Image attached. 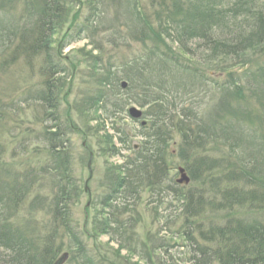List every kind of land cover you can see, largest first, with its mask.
Returning <instances> with one entry per match:
<instances>
[{
    "label": "trees",
    "instance_id": "16d2710c",
    "mask_svg": "<svg viewBox=\"0 0 264 264\" xmlns=\"http://www.w3.org/2000/svg\"><path fill=\"white\" fill-rule=\"evenodd\" d=\"M117 1L132 19V33H135L136 40L149 49L153 56L160 57L152 62L149 58L144 60L141 57L128 61L123 65V79L117 75L122 66L94 70L91 74L95 95L89 97L87 102L92 108L95 107V117L91 120L101 122L97 125L98 129H94L97 133L104 132L107 122H110V127L118 135V141L123 145L128 144L122 139L124 131L114 126L119 125L118 116L125 112L127 105V94L123 92L122 95L118 89L121 81L128 83L127 91L139 96L136 103L146 111L143 118L147 117L145 120L148 122L142 129L149 131L137 150L134 147L128 149L133 151L134 160L124 158L123 163L113 168L108 195L101 202L103 210H125L129 197L135 200L134 195L139 186L152 188L158 184L157 179L165 173L169 138L175 131L180 137L179 151L181 149L185 170L191 181L200 184L182 193L186 201L184 237L191 243L194 264H264L263 150L259 146L256 155L250 153L254 134L250 126L253 122H260V119L247 94L252 90L245 86L243 78L238 77L236 82L234 77L238 74L231 72L235 66L231 62L241 64V56L250 50L254 52L257 46V52L264 55V3L254 0H152L155 4L151 2L147 12L146 9L141 11L136 8L138 0ZM85 2L88 14L82 18L84 23L91 17H98L97 13H93V10H97V0ZM40 3L41 8L33 12L36 16L33 29L18 32L12 40L6 31L0 35L5 55L8 52L12 60H17L18 56L26 59L38 57L41 52H46L47 58H52L49 54L53 50L50 44L59 31L67 27L66 38L74 26H80V32L88 29L85 24L79 25L77 12L71 15L65 0H40ZM243 26L249 28L247 35H243ZM179 58L183 59L181 65ZM214 62L219 64L218 67ZM156 69L163 75L156 74ZM215 69L226 70L229 85L236 82L226 88V93L234 100H241L231 105L235 107L234 111L228 112L231 116L228 115L225 126L217 133L228 152L212 160L202 154L199 157L194 154L204 148L210 138L215 139L216 133L210 129L211 124H208L209 127H198L202 122L194 123L191 118L194 114L192 112L189 115L186 107H180L173 116L166 109L164 114L163 108L175 101L167 84L178 95L181 91L175 86L176 79L167 82L165 75L173 78L178 74L181 77L194 75L202 78ZM170 70L173 72L164 73ZM43 73L41 71L43 90L36 93V98L50 115L59 106L65 70L57 69L52 59H48ZM181 80L186 85V81ZM110 84H114L112 86L115 89L107 93L105 89ZM189 93L193 92L182 93L179 99L182 100ZM225 103L227 108H231L230 102L222 103L223 107ZM241 107H246L244 113L240 112ZM101 111L103 114L97 118L96 114ZM66 134L59 124L45 128L43 140L48 147V156L53 161L51 170L54 174L59 169L65 171L58 176L59 185L50 193V198L34 193L36 189L27 173L15 174L11 182L0 180V264H53L63 249L62 243H57L61 233L68 237L74 250L85 252L80 236L83 232L79 233L69 221L70 206L77 195L75 189L71 188L73 183L69 167L72 153ZM99 145L105 157L115 158L120 153L114 137L108 133L100 137ZM214 171L220 172L219 176L210 181ZM64 180L66 185L61 184ZM40 209L52 215L53 228H50L49 235L39 238L42 240L18 236L17 226L20 229L22 226H31L33 233L40 228V225L37 227L39 223L33 221L34 213ZM110 210L101 213L102 225L100 229H94L96 236L111 234L112 226L116 225L114 220L119 214L115 211L113 216ZM206 216L214 222L205 223ZM189 218L192 222H188ZM130 228L126 226L125 230ZM118 230L121 228L118 227Z\"/></svg>",
    "mask_w": 264,
    "mask_h": 264
},
{
    "label": "rangeland",
    "instance_id": "374dc122",
    "mask_svg": "<svg viewBox=\"0 0 264 264\" xmlns=\"http://www.w3.org/2000/svg\"><path fill=\"white\" fill-rule=\"evenodd\" d=\"M254 1L264 3V0ZM138 2L136 8L141 11L146 9L149 12L148 7L153 1L138 0ZM65 3L71 15L77 12L79 25L85 24L88 29L80 32L81 27L74 26L66 38L64 35L67 27L59 31L58 35L53 36L50 44L53 50L49 51V54L52 58H47L46 52H41L38 57L26 59L18 56L17 60H12L8 52L5 55V47H2L0 42V180L11 182L15 174L27 173L31 176L32 185L36 189L34 193L48 198L59 185L58 176L65 171L59 169L55 174L52 172L53 161L48 156V147L43 137L47 126L59 124L66 130V136L70 140L72 159L69 173L73 183L71 188L75 189L77 195L70 206L69 221L79 233L83 232L80 236L85 252L78 253L74 250L68 237L61 233L57 243H62L63 249L57 256L67 253L68 261L65 264H194L191 243L184 237L186 201L182 193L200 184L191 180L188 185L176 183L180 179L177 169L185 166L180 155L181 149L179 151L180 137L175 131H172L169 138L171 140L166 149L165 173L157 179L158 184L152 188L139 186L137 194L134 195L135 200L129 197L125 210L109 209L113 216L115 211L119 214L114 220L116 225L112 226L111 234L96 236L94 233V229L98 230L102 225L101 213L109 212L107 209L103 210L101 202L108 195L113 168L123 163L124 158L133 159V151L128 149L139 145L142 139L149 135V131L142 129L145 127H141L138 121L128 116L127 111L133 106L143 113L146 111L136 103L139 101V96L133 91H127V88L123 90L119 82V91L122 95L123 92L127 94L125 98L127 105L125 112L118 116L119 125L114 126L124 131L125 136L122 139L128 141V144L123 145L118 141V135L110 127V122H107L104 132L97 133L95 130L101 122L91 120L95 117V107L92 108L87 102L89 97L95 95L91 74L94 70L122 66L118 69L117 75L123 79V65L128 61H132L135 57L156 61L160 56H153L149 49H145L136 40L135 33H132L134 28L132 19L117 0H97V10H93V13H97L98 17H91L85 23L82 19L88 14L85 11V0H65ZM40 8V0H0V35L6 31L12 40L18 32L33 29V21L36 19L33 12H37ZM243 28V35H247L249 28L246 26ZM258 50L257 46L254 52L250 50L242 55V63L239 65L237 61L236 64L231 62V65H235L231 72L238 74L234 77L236 82L237 78L241 77L245 81V86L252 90L247 94L258 111L260 122H253L250 126L252 133L254 132L250 153L256 155L259 151L258 147L261 146L264 158V55L262 52H257ZM48 59H52L57 69L65 70L64 83L58 99L59 106L55 113L50 115H48L49 111L45 112L41 101L36 98V93L43 90L41 71L43 73ZM182 62L183 59L179 58L180 65ZM138 63L141 64L139 61ZM216 65L218 67L219 64ZM154 72L163 75L157 72V69ZM171 72L173 71L164 73ZM226 74V70L215 69L207 72L202 78L194 75L184 76L186 78L179 74L176 78L165 75L167 82L176 79L175 86L181 90L179 95L193 93L180 100L176 90L167 84L166 87L171 91L175 101H171L163 111L166 109L165 111L173 116L180 107H186L189 115L193 112L194 116L191 118L194 123L202 122L198 127L202 125L209 127L208 124H211L210 129H214L216 133L215 139L210 138L204 148L194 153L198 154L197 157L202 154L213 160L228 152L217 133L225 126L228 115L231 116L228 112L234 111L235 107L231 105L241 99L234 100L229 93H226L228 92L226 88L236 83L232 80L233 83L229 85L230 81ZM180 78L186 81V85ZM112 85L114 84H110L105 89L107 93L115 89ZM224 102H230L231 108H227L226 103L223 107ZM245 108L241 107L240 112L244 113ZM100 114L103 112H98L97 118ZM55 119L56 123H54ZM104 133L114 137L116 148L120 151L115 158L105 157L101 152L100 137ZM90 156L92 160L88 169ZM186 173L190 177L188 172ZM219 173L214 171L209 178L210 181L218 178ZM61 184L66 185V181ZM34 214L33 221L39 223L37 227L40 225L42 231L38 228L33 233L31 226L27 228L22 226L21 229L17 226V230H14L23 239L47 237L50 228H53L52 215H48L46 210L40 209ZM205 215L208 213L205 212ZM204 221L214 222L208 217ZM188 222H192V219L189 218ZM126 226L132 228L127 231ZM118 227L121 230H118Z\"/></svg>",
    "mask_w": 264,
    "mask_h": 264
},
{
    "label": "water",
    "instance_id": "95a60500",
    "mask_svg": "<svg viewBox=\"0 0 264 264\" xmlns=\"http://www.w3.org/2000/svg\"><path fill=\"white\" fill-rule=\"evenodd\" d=\"M120 86L124 90L127 88L128 84L126 82H122ZM128 115L131 119L139 121L141 120L143 114H142V111L139 110L138 108L130 107L128 109ZM141 126L145 127L146 121H142ZM91 160H92V156H90V159H89L88 169H90ZM178 172L180 174V179H178L176 183L180 185H188L190 183V178L188 177L185 170L183 168H178ZM90 176H91V173H90ZM85 190H87V188H85ZM67 259H68V254L64 253L53 264H65Z\"/></svg>",
    "mask_w": 264,
    "mask_h": 264
}]
</instances>
